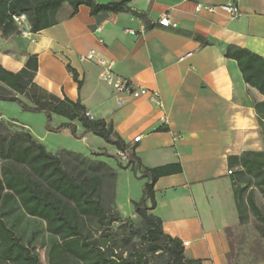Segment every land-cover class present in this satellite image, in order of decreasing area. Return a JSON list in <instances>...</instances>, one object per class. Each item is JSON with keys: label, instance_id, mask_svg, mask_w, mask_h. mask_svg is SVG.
<instances>
[{"label": "crops", "instance_id": "crops-1", "mask_svg": "<svg viewBox=\"0 0 264 264\" xmlns=\"http://www.w3.org/2000/svg\"><path fill=\"white\" fill-rule=\"evenodd\" d=\"M90 1L126 10L99 18L80 5L67 18L70 6L64 4L58 23L33 33V42L18 33L0 36V65L17 72L28 56L36 55L35 83L59 98L80 100L90 119L111 123L127 145V154L134 153L142 167L179 164L181 173L156 181L151 214L161 220L164 234L188 244L184 247L188 258L202 264H229L228 255L241 257L245 250L235 244L234 230L240 225L227 158L262 150L254 102L264 98L243 81L237 63L226 58L225 52L235 46L264 60V0ZM228 3L238 6L239 16L195 11L196 4ZM165 14L174 26L158 24ZM1 42L16 43L4 47ZM89 52L112 61L114 72L123 79L159 93L164 111L147 97L117 95L99 81L97 62L79 60ZM188 53L189 58L178 61ZM67 64L82 83L79 90ZM67 122L57 121L56 127ZM71 124L76 136L67 128L60 133L100 144L79 123ZM88 149L90 155L95 153L94 148ZM61 150L66 149L52 153ZM114 152V159L124 167L116 174L135 178L115 148ZM137 184L139 192L143 183ZM132 201L128 196L127 203Z\"/></svg>", "mask_w": 264, "mask_h": 264}, {"label": "trees", "instance_id": "trees-1", "mask_svg": "<svg viewBox=\"0 0 264 264\" xmlns=\"http://www.w3.org/2000/svg\"><path fill=\"white\" fill-rule=\"evenodd\" d=\"M64 4L70 6L67 18H72L80 5L89 7L90 14L99 18L126 10L98 5L90 0H0V36L19 34L12 17L21 14L26 16L32 33L50 28L58 23ZM131 13L141 17L136 12ZM225 57L235 60L243 81L264 98V60L235 46L227 47ZM37 68L36 55L28 56L17 72L0 65V101L18 103L25 112L44 113L48 120L56 115L68 121L52 129L55 132L67 128L76 136L71 123L77 122L84 131L117 151L127 150L112 124L102 119H90L80 100L59 98L39 87L34 81ZM66 70L79 90L82 83L76 71L68 64ZM19 96L25 97L29 105ZM254 110L264 146V100L254 102ZM64 156L71 157L73 165L65 167ZM94 160L67 150L52 153L28 131L0 136V264H40L34 249L24 243L14 225L10 226L4 219L10 215L44 224L49 236L47 264H156V261L157 264H202L188 258L182 242L164 234L161 220L151 214L156 205V181L160 177L181 173L179 164L148 169L142 167L134 153L128 154L125 168L129 167L135 177L145 179L140 199L131 203L141 219L142 239L147 247L146 252L140 245L117 252L120 241L110 231L112 223L117 221L115 215H110L117 174L106 163ZM227 163L232 169L230 180L239 225L248 223V214L252 215V225L264 240V213L254 200V188L264 198V150L229 156ZM105 187L107 208L102 204ZM91 223L99 233L96 239L88 232ZM226 232L230 234V229ZM227 261L235 264L230 255Z\"/></svg>", "mask_w": 264, "mask_h": 264}, {"label": "rangeland", "instance_id": "rangeland-1", "mask_svg": "<svg viewBox=\"0 0 264 264\" xmlns=\"http://www.w3.org/2000/svg\"><path fill=\"white\" fill-rule=\"evenodd\" d=\"M1 43V46L6 47L15 45L16 42ZM19 98L29 105V102L25 97L19 96ZM60 120L62 121L64 118L52 115L50 120H48L44 113L25 112L21 109L18 103L0 101V136H9L15 132H26L28 130L31 135L50 152H56L61 148L70 151H77L85 156L93 158V160L97 159L106 162L115 170V172L121 173V163L117 161V159H114L115 152L111 145L106 144L96 136L95 139L99 141V145L89 142H81L78 137L69 139L62 133L52 130L57 128V121ZM88 148H94L95 153L90 155V153H88ZM262 150H264V146L262 147ZM66 157L64 156L63 160L65 167L68 168L73 165V159L71 157ZM144 182L145 179L117 174L114 205L110 208V215H115L117 217V221L112 223L110 227V231L116 234L117 240L120 241V248L117 249V252L127 250L130 247H136L137 245H140L142 250L146 252L147 246L142 239L143 225L141 219L135 214L132 203L130 202V205L127 203V197L130 195L134 201L140 199L142 190L139 191L140 193L138 192L139 184L137 183L142 184ZM106 194L107 189L105 187L102 190V204L105 208L108 207V197ZM254 200L256 205L264 213V198L255 188ZM4 219L8 221L7 223L10 226L14 225L13 227H15L16 233L21 235L23 242L29 244V246L34 249V253L39 257L40 264H47L46 255L49 236L45 232L44 224L32 219H19V217H15V215H10L7 218L4 217ZM253 221L254 219L252 215L248 214V223L240 225L239 228L234 230L235 244L241 246L239 249L243 251L245 250L243 256L233 258L235 264H251L264 261V240L253 227ZM88 232L93 239H96L99 236V233L96 232L95 226L92 223L88 224ZM125 255L126 253H123V256ZM148 257L152 259V256ZM155 263L157 264V261Z\"/></svg>", "mask_w": 264, "mask_h": 264}, {"label": "built area", "instance_id": "built-area-1", "mask_svg": "<svg viewBox=\"0 0 264 264\" xmlns=\"http://www.w3.org/2000/svg\"><path fill=\"white\" fill-rule=\"evenodd\" d=\"M202 10L215 13L217 11H222L228 14L231 18H235L240 15L238 6L232 3L224 4L221 6H207L203 4H196L195 11L200 12ZM14 24L16 25L19 34L22 38L27 39L30 42H33V33L30 31V26L27 21V18L24 14L13 16L12 17ZM158 24L163 27H168L170 25L174 26L171 23L168 15H162L158 21ZM99 30V29H98ZM97 30V31H98ZM133 34L132 32H129ZM191 56L190 53L180 57L179 62L184 61L185 59ZM80 61H96L100 67L98 73L99 81L110 86L117 95H126L129 97H147L151 103H153L159 110L164 111V103L156 91L149 90L143 87L136 85L135 83L123 79L114 72V63L112 61H104L103 59L96 58L93 52H89L85 55L79 57ZM86 116H88L86 114ZM162 121H165V116L161 118ZM117 157L124 162H128V154L126 151H118ZM188 244L183 243V247H186Z\"/></svg>", "mask_w": 264, "mask_h": 264}]
</instances>
